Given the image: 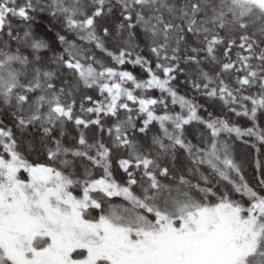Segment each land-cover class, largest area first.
Listing matches in <instances>:
<instances>
[{
	"label": "snow or ice",
	"instance_id": "6c2138e0",
	"mask_svg": "<svg viewBox=\"0 0 264 264\" xmlns=\"http://www.w3.org/2000/svg\"><path fill=\"white\" fill-rule=\"evenodd\" d=\"M262 148L264 0H0V264H264Z\"/></svg>",
	"mask_w": 264,
	"mask_h": 264
},
{
	"label": "trees",
	"instance_id": "16d2710c",
	"mask_svg": "<svg viewBox=\"0 0 264 264\" xmlns=\"http://www.w3.org/2000/svg\"><path fill=\"white\" fill-rule=\"evenodd\" d=\"M46 22L47 21H44V23ZM67 131H68V135L66 136V140H70L71 136L75 135V130L71 127V125H69ZM234 148L237 159L242 163L245 178L254 185L255 175H256L255 160L257 158V154L253 149L240 144V142L238 141L234 145ZM259 158L261 160H264V148H262V152Z\"/></svg>",
	"mask_w": 264,
	"mask_h": 264
}]
</instances>
